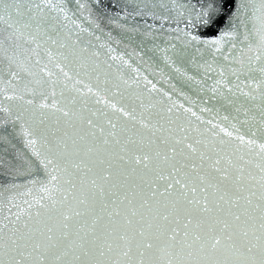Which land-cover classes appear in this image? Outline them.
I'll list each match as a JSON object with an SVG mask.
<instances>
[{
	"label": "snow or ice",
	"instance_id": "6c2138e0",
	"mask_svg": "<svg viewBox=\"0 0 264 264\" xmlns=\"http://www.w3.org/2000/svg\"><path fill=\"white\" fill-rule=\"evenodd\" d=\"M0 264H264V0H0Z\"/></svg>",
	"mask_w": 264,
	"mask_h": 264
}]
</instances>
